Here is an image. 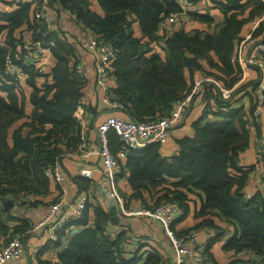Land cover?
Returning <instances> with one entry per match:
<instances>
[{
	"label": "trees",
	"instance_id": "16d2710c",
	"mask_svg": "<svg viewBox=\"0 0 264 264\" xmlns=\"http://www.w3.org/2000/svg\"><path fill=\"white\" fill-rule=\"evenodd\" d=\"M35 1L42 2L32 0ZM182 1L187 6L212 4L224 15L223 24L208 32L214 18L209 11L200 10L190 14L196 19L191 28L161 31V21L181 11L180 0H55L54 3L114 45L117 56L112 65L116 81L113 95L135 121L170 116L191 94L196 72L217 84L205 83L202 93L192 96L191 104L202 100L203 114L193 123L192 136L176 138V155L164 154L159 142L147 143L121 159L116 178L127 176L132 188L130 202L139 200L143 203L141 207L149 208L162 202H178L183 218L190 211L192 197L197 198L202 205L198 214L202 219L200 226L216 231L215 241L225 234L213 220L217 217L236 229V235L224 249L246 253L247 259L238 261L239 264H264V195L256 192L251 199L246 198L244 192L255 168L244 171L240 165L241 154L250 146L252 129L261 133L262 125L255 115L260 69L252 67L258 72L257 80L242 82L232 90L243 77L234 56L239 44L247 38L246 29L263 17L264 0ZM32 2L19 0L17 8L11 11L7 8L14 0H0V69L6 55L24 52V57L26 47L37 40L45 46L53 43L50 51L54 59L42 86L36 82L41 74L34 66L19 63L29 77L25 85L29 99L19 95L14 84H0L3 94H0V242L14 237L24 241L35 226L28 219L15 217L11 210L6 211L4 203L10 200L14 204L15 199L33 195L30 209L44 205L42 199L50 192L56 165H61L64 156L83 142V125L75 116L85 94L84 84L74 68L76 44L66 33L50 32L47 26L37 24ZM95 3L103 15L94 9ZM135 23L139 24L141 38L135 34ZM249 33L264 39V20ZM161 41L165 44L162 49L165 57L157 53ZM222 89L229 91V95L224 96ZM245 98L250 99L248 109L240 105ZM110 144L115 153L122 148L113 132ZM78 179L83 191L90 190L91 180ZM146 194L150 203H146ZM97 201L87 205L81 218L65 225L57 242L42 249L41 257L69 237L70 242L59 253L58 260L39 259V264L163 262L156 252L149 253L144 263L138 253H129L128 235L110 230L109 210ZM129 201L128 205L124 201L127 209ZM16 221L20 224L12 227L11 223Z\"/></svg>",
	"mask_w": 264,
	"mask_h": 264
},
{
	"label": "built area",
	"instance_id": "2783aa9c",
	"mask_svg": "<svg viewBox=\"0 0 264 264\" xmlns=\"http://www.w3.org/2000/svg\"><path fill=\"white\" fill-rule=\"evenodd\" d=\"M32 2V0H27ZM55 0H42V2H32L34 19L37 24L47 26L50 32H58L56 28L58 15L52 12L54 7L61 10L55 3ZM181 11L173 13L164 18L160 23V30L170 32L179 25L182 29L194 25L196 19L191 17V13L198 12L195 8L187 7L181 4ZM191 8V9H190ZM62 11V10H61ZM56 15V16H55ZM264 20V15L260 18V22ZM84 28V27H82ZM86 51L93 60V82L96 87L103 93L102 102L112 110L125 111V106L114 95V88L109 84L114 79L113 62L116 59L117 52L114 45L106 40L103 36L91 31L88 39H86ZM53 43L45 44L41 40L33 42L29 47H26L27 53L23 57V53H9L4 58L3 66L0 69V84H14L17 87L19 95H26L25 85L28 80V75L24 71L23 66L19 63L34 66L36 72L41 74L37 77L36 82L44 80L48 74L52 64V53L50 47ZM235 63L242 70L243 77L240 82L236 83V89L245 79L246 72L249 68L255 67L261 71V82L255 94L258 98V103L255 110V115L261 117L264 115V39L254 38L250 34L245 40L239 44L237 54L234 56ZM75 63V72L84 84V88L90 86L91 80L88 77L90 67H88L82 58L77 54ZM201 77V76H198ZM115 80V79H114ZM205 83H213L209 78H197L193 81L191 94L186 98V101L178 104L170 116L151 121H135L131 118L128 120L119 118L115 115H109L102 121L96 129V136L93 144L82 133L83 142L78 145L76 150L71 154L79 155L84 159L94 158L100 164L99 168H81L77 177H82L93 181L95 173L99 171L107 182V191L111 198L115 200L121 215L125 217L142 216L150 219L153 222L160 223L165 236L169 239L172 247L175 250L173 259L164 260L161 264H214V261L206 253V246L200 247L198 243V233L190 230L185 233H179L176 230V225L183 219V210L178 202H162L159 205L142 207L140 209H127L124 200L118 191V183L116 176L120 172V161L125 159L130 150H136L144 147L150 142H159L162 146L166 145L171 138L173 128L178 126L184 117V109L192 101V96L202 93ZM217 85V84H216ZM224 96L229 95V91L222 89ZM84 106L81 105L75 113L78 120L84 124ZM85 125V124H84ZM115 133L121 144L120 151L115 153L110 144V134ZM144 141L145 143H141ZM259 153L264 157V133L259 141ZM253 181V188L257 192L264 193V169L258 167L254 173L250 175ZM249 179V181H250ZM53 180L58 185L59 193L55 202L51 205L49 211L44 218L34 227L36 229L47 228L45 239L40 246L32 248L31 264H39L38 260L42 259V249L48 243H55L59 240V234L64 229L65 225L71 221H75L82 217L88 204H95L96 197L90 190L82 191L76 201H72L66 193H64L65 183L67 178L61 170V165L57 164L53 173ZM101 194V193H100ZM247 199H251V193H245ZM103 198V195L101 194ZM35 197L33 195L22 196L19 200L15 199L13 206L18 209H30V203ZM104 199V198H103ZM94 200V201H93ZM59 215V217H58ZM57 218V219H56ZM213 237L217 234L216 231L204 228ZM129 227L122 225L119 233H129ZM118 233V234H119ZM26 251L23 241L19 237H14L0 248V264H9L12 261L20 258Z\"/></svg>",
	"mask_w": 264,
	"mask_h": 264
},
{
	"label": "crops",
	"instance_id": "0c3cea01",
	"mask_svg": "<svg viewBox=\"0 0 264 264\" xmlns=\"http://www.w3.org/2000/svg\"><path fill=\"white\" fill-rule=\"evenodd\" d=\"M19 0H14V3L12 5L8 6V10H15L17 8V3ZM180 3L187 6L182 0H180ZM94 9L97 10L99 13L103 15V12L101 11V7L95 3L93 5ZM195 8L197 11L202 12H210V15L214 18V25L211 28H208V32H214L215 28L217 29L220 27L224 22V15L216 9L212 4L208 2H203L199 4L198 6H187ZM191 9V8H190ZM52 12L59 16V20H57V24L55 25L58 32L66 33V36L69 38L70 41H72L74 44H76L78 55L82 58V61L90 67V72L88 74V77L91 80L90 86L85 89L84 91V98L82 101V105L84 106V124H83V134L88 138L90 143H94L93 141L96 136V129L97 126L106 119L107 116L110 114L115 115L119 118H123L128 120L130 117L125 111H119V110H112L108 108L106 105L102 102L103 93L96 87L94 84L93 77V60L88 55L86 51V39H88L91 30L84 27L80 23L77 22L76 17L69 11H61L58 10V8L54 7L52 9ZM55 15V16H56ZM259 21H255L252 23L251 26H249L246 29V32H248L247 37L251 34L249 33L251 30L255 29L258 25ZM193 25L186 27L191 28ZM84 27V28H82ZM135 34L138 37H142V33L139 27L138 23H135L134 26ZM174 31H181L183 30L179 25H176L174 28ZM16 39V36H15ZM157 53H159L162 57H165V52L162 49H165L164 42H160L159 46L157 47ZM216 59V56H215ZM53 64L51 67L54 66V59L52 57ZM206 71H209V69L205 66L204 67ZM201 76V77H198ZM197 78H202V74L199 72H196L194 74L193 80ZM258 78V72L254 68H249L246 72V77L243 82L247 81H255ZM44 80H40L37 82L39 86H42L45 82ZM113 88L116 87V81L113 79L109 83ZM25 88L26 97L29 99V90L27 87ZM1 95H3L0 92ZM245 98L240 101V105L244 106L246 109L250 107V99L246 101ZM186 101V99L184 100ZM204 105L202 103L201 99H197L192 102V104H188V106L184 109V117L182 119V122L173 128L171 138L167 142L166 145L162 146V151L164 154L173 156L176 155L177 145H176V138L179 136H185L193 135V129L192 125L195 123L203 114ZM27 112L28 114L31 112V106L28 103L27 106ZM258 124L261 126V133L259 135V132L257 133L255 128L252 129L251 134V142L250 146L245 150L244 153L241 154V161L240 165L244 171H249L248 168L254 167L257 169L258 167H262L264 169V157L262 153H259V141L264 133V115L259 117ZM100 164L97 163V161L94 158L84 159L79 157V155L76 154H68L64 156L62 159L61 164V170L64 172L67 181L65 183L64 193L67 194V196L72 200L76 201L78 195L83 191V189L80 187L77 178L79 170L83 168H99ZM255 171V170H254ZM254 173V172H253ZM83 179V178H82ZM85 179V178H84ZM88 180V179H87ZM104 184V178L101 176V173L97 171L95 173L94 180L90 184V191L94 193V196L96 198H99V202L101 204H105L106 202L101 197L100 194V186ZM253 181L250 179L247 188L245 190V193H251V195H254L257 191L252 186ZM94 185V187H93ZM93 187V188H92ZM118 191L120 195L123 197V200L126 202V205H128V201L130 200L129 196L132 193V188L127 180V176L121 177L119 179L118 183ZM58 185L54 182L52 178V184L50 187V192L46 196V198H43L42 201L44 205H39L32 209H10L15 217H18L20 219H28L30 220L34 225H36L38 222H40L45 214L49 211L51 205L53 204L54 200L58 197L59 193ZM264 195V193H262ZM146 203H150L148 199V195H145ZM130 205L129 208L132 209H140L143 206V203L139 200H132L129 201ZM107 207V206H106ZM202 208L201 201L197 198L192 197V202L190 203V211L187 214L185 218H183L177 225L176 230L179 233H185L190 230H194L198 233V243L200 247L206 246L205 250L208 255L212 258L214 261V264H239L238 261H243L247 259L246 253H239L234 250H225L224 244L230 240L232 229H230L229 225L223 223L220 218L214 217V221L217 225H219L221 228L225 230V232H228L230 235L226 237L223 240V237L217 239L216 241L213 239V235L211 233H208L205 229H203L202 226H200L202 219L198 217V214L200 213ZM120 215V221L119 224L112 223L110 226V230L113 232L119 233V229L122 225H127L129 227V233L128 239V252L129 253H138V255L142 258V263H144L147 259V256L149 253L156 252L158 253L162 261L167 259H173L175 256V250L172 247L169 239L165 236L164 230L160 223H156L151 221L150 219L142 216H132V217H125L124 215H121V212L119 211ZM59 217V215H58ZM57 219V218H56ZM20 222H13L11 223L12 227H15L19 225ZM47 228L44 229H36L34 227V230L30 233L29 237H26V239L23 241L24 245L26 247L25 253L18 259L12 261L9 264H31L32 263V255H30L31 250L35 246L42 245L45 236H46ZM75 231V230H74ZM78 231V230H77ZM111 231V232H112ZM75 233V232H73ZM69 237L63 238L62 244L60 247L51 248L42 254V260L48 261V262H56L58 260L59 253L69 244ZM7 242L2 240L0 242V248H2L3 245H5ZM191 264H196L195 262H192Z\"/></svg>",
	"mask_w": 264,
	"mask_h": 264
},
{
	"label": "water",
	"instance_id": "95a60500",
	"mask_svg": "<svg viewBox=\"0 0 264 264\" xmlns=\"http://www.w3.org/2000/svg\"><path fill=\"white\" fill-rule=\"evenodd\" d=\"M174 1H178V0H174ZM141 143H145L144 141H141ZM107 182H104L103 185L100 186V193L103 195V198L106 202V206L109 210V214L111 217V222L112 223H117L119 224L120 221V215H119V209H118V205L116 204L115 200H113L110 196V194L107 191ZM4 207L6 211H9L10 209L13 208V204L10 200L6 201L4 203ZM75 233H77V230L74 231Z\"/></svg>",
	"mask_w": 264,
	"mask_h": 264
},
{
	"label": "rangeland",
	"instance_id": "374dc122",
	"mask_svg": "<svg viewBox=\"0 0 264 264\" xmlns=\"http://www.w3.org/2000/svg\"><path fill=\"white\" fill-rule=\"evenodd\" d=\"M197 11V10H196ZM249 99H246V101H248ZM121 196V195H120ZM122 197V196H121ZM122 199H123V197H122ZM97 202H99L100 200H99V198H97ZM94 201V200H93ZM105 201V200H104ZM95 202V201H94ZM221 221L223 222V223H225V224H227L226 222H224L222 219H221ZM227 225H229V224H227ZM229 227H230V229H232L233 231H232V235H231V238H233L235 235H236V229L232 226V225H229ZM224 230V229H223ZM215 234H217V233H215ZM230 234L228 233V232H225V234H223L222 235V237H223V240L226 238V237H228ZM216 238V235L214 236V238L213 239H215ZM225 244H226V241H225ZM225 244H224V246H225Z\"/></svg>",
	"mask_w": 264,
	"mask_h": 264
}]
</instances>
